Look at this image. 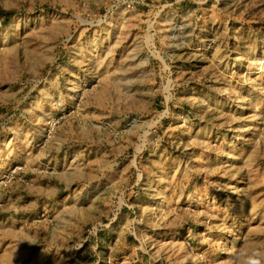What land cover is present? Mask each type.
<instances>
[{
	"label": "rangeland",
	"instance_id": "1",
	"mask_svg": "<svg viewBox=\"0 0 264 264\" xmlns=\"http://www.w3.org/2000/svg\"><path fill=\"white\" fill-rule=\"evenodd\" d=\"M0 9V264H264V0Z\"/></svg>",
	"mask_w": 264,
	"mask_h": 264
},
{
	"label": "trees",
	"instance_id": "2",
	"mask_svg": "<svg viewBox=\"0 0 264 264\" xmlns=\"http://www.w3.org/2000/svg\"><path fill=\"white\" fill-rule=\"evenodd\" d=\"M0 13L6 15V14H11L12 12H5L4 10L0 9Z\"/></svg>",
	"mask_w": 264,
	"mask_h": 264
},
{
	"label": "clouds",
	"instance_id": "3",
	"mask_svg": "<svg viewBox=\"0 0 264 264\" xmlns=\"http://www.w3.org/2000/svg\"><path fill=\"white\" fill-rule=\"evenodd\" d=\"M255 264H259V261H256Z\"/></svg>",
	"mask_w": 264,
	"mask_h": 264
}]
</instances>
